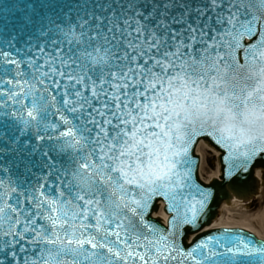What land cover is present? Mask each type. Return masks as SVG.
Here are the masks:
<instances>
[{
  "label": "snow or ice",
  "instance_id": "snow-or-ice-1",
  "mask_svg": "<svg viewBox=\"0 0 264 264\" xmlns=\"http://www.w3.org/2000/svg\"><path fill=\"white\" fill-rule=\"evenodd\" d=\"M173 6L172 0L162 5ZM160 7L153 4L147 15L136 11L135 27L132 17L123 30L117 24L119 39L97 31L85 40L81 33L64 55L58 48L44 65L29 59L27 72L20 70L24 61L0 51V73H15L0 78L6 97L0 108H9V100L16 105L0 116L14 119L27 137L21 150L46 146L42 154L50 161L54 151H71L70 163L86 161L63 170L71 179L47 193L44 185L12 188L11 203V193H0V227L8 226L0 234L14 238L0 245V264H18L14 246L21 240L37 247L39 264H264V241L224 230L181 251L142 212L146 197L162 192L170 210L180 215L183 207L185 222L196 219L204 202L192 192L188 145L197 128H210L238 157L264 151V0H209L196 11L216 12L219 30L208 36L200 29L199 40L191 25L187 37L171 29L167 11L156 19ZM150 20L155 24L145 23ZM244 35L259 36L249 46L251 58L229 63Z\"/></svg>",
  "mask_w": 264,
  "mask_h": 264
},
{
  "label": "water",
  "instance_id": "water-1",
  "mask_svg": "<svg viewBox=\"0 0 264 264\" xmlns=\"http://www.w3.org/2000/svg\"><path fill=\"white\" fill-rule=\"evenodd\" d=\"M165 2L166 0H0V51L12 52L14 58L24 61L20 65V70L27 72L29 71L27 64L29 59L35 60L39 65H44L45 60L51 61L52 57L58 55V48L62 49L59 54L64 55L69 47L68 41L81 39V33H85L82 38L85 40L87 37L94 36L97 31L101 35H107L109 39L113 35L119 39L121 31L117 30L116 25L119 24L120 29L123 30L125 27L123 21L132 17V26L135 27L136 11H143L147 15L152 11L153 4L161 5L157 9L156 19L160 18L159 12L167 11V15L164 17L166 22L176 32H183L185 37L193 35L188 31L189 25L197 29L195 35L198 40L200 39V29H204L208 36L213 35L212 29L219 30L215 21L216 12L208 10L201 15L196 11L197 8H205L209 0H172L175 6L167 10L162 7ZM233 2L248 3L249 0H233ZM252 2L255 3V0ZM130 5L133 6L130 7ZM210 17L212 19H209ZM139 19L143 20V17H139ZM155 22L156 20H150L145 23L155 24ZM56 25H60L63 31L57 29ZM205 25L208 27L205 28ZM109 28H112L111 33L108 32ZM164 31V29L159 30L161 35ZM64 33H68V35ZM54 40L58 42L55 45L52 43ZM258 40L259 36L244 35L240 39L239 46L235 47L232 52L234 60H229V63L245 64L246 57L251 58L249 46L256 44ZM9 42L12 47L8 46ZM208 42L211 43V40ZM98 43H102V41ZM200 47L202 46L197 44V48ZM16 49L20 51L17 53ZM227 51L223 47L220 48L221 55ZM8 67L15 69L14 65ZM14 75V71H10L7 75L0 73V78L9 79ZM5 98L0 97V99ZM8 104L10 107L0 108V112L11 111L13 107H16L11 100L8 101ZM19 127L14 119L0 116V180L3 181V185H0V193H11L12 188H17L19 191H32L40 189V185L45 186L42 190L47 193L53 186L60 188V181L71 179L70 176L67 178L63 176V170L71 172L79 163L86 162L75 157L74 162L70 163L71 151L68 153L49 152V156L52 157L50 161L42 154L47 150L46 146L37 148L35 151L30 146L27 150L22 151L23 141L27 137L20 136ZM200 140L205 141L219 152L220 175L218 178L212 179L210 183L203 182L198 175L199 157L196 153ZM217 140L218 137L211 133L210 128H197L188 145V159L191 168L190 183L194 186L192 192L196 199H203L204 202L202 208L198 206L199 210L194 221L185 222L183 207L180 209V215L170 210V200L162 192L151 194L150 198L146 197V207L142 209L144 222L169 236L181 251H189L208 236L220 235L224 230H230L245 238H253L257 242L264 241L248 230L238 227L205 230V227H208L212 220L218 217L222 202L229 205V200L232 197H236V200L239 201H248L256 193L257 181L254 172L255 169H264V151H261L259 147L254 154L248 157H238L236 154L230 153L229 149L222 143H218ZM35 143L36 141L33 139L32 144ZM53 163L55 164L54 168L51 167ZM133 191L139 199L140 191L135 188ZM199 192L204 194L203 197L198 194ZM11 196L12 199L8 201L9 203L16 198V193H11ZM160 202L163 203L162 211L167 215L165 223L160 218L153 216V213L158 210ZM174 216L176 217L175 224H173ZM188 219L191 220V213L188 214ZM7 228L6 224L0 227V233ZM17 230L22 229L17 226ZM13 239L12 236L0 234V245ZM15 239H19V237ZM21 246L25 251H20ZM14 250L17 253L18 264H25V261L32 264L34 260L39 264V251L27 240H21L19 244H15Z\"/></svg>",
  "mask_w": 264,
  "mask_h": 264
},
{
  "label": "rangeland",
  "instance_id": "rangeland-1",
  "mask_svg": "<svg viewBox=\"0 0 264 264\" xmlns=\"http://www.w3.org/2000/svg\"><path fill=\"white\" fill-rule=\"evenodd\" d=\"M199 152L201 159V177L210 180L217 173V153L214 149H209L204 144L201 145ZM262 172V180L260 183L261 193L259 198H253L248 207L244 210H232L227 215L230 223L241 221L247 218L249 224L258 230V235L264 238V173ZM225 212L222 213L224 215ZM225 216V215H224ZM252 218H256L252 220Z\"/></svg>",
  "mask_w": 264,
  "mask_h": 264
},
{
  "label": "bare ground",
  "instance_id": "bare-ground-1",
  "mask_svg": "<svg viewBox=\"0 0 264 264\" xmlns=\"http://www.w3.org/2000/svg\"><path fill=\"white\" fill-rule=\"evenodd\" d=\"M204 144L205 146L209 147L208 143H205V141L200 140L197 144V153L200 156V159H202V156L199 152V149L201 147V145ZM199 174L201 176V165H199ZM219 166H217V173L213 176L214 178H218L219 177ZM261 171H263V169H255L254 175L256 178V181L259 180L261 183L262 180V173ZM202 178V177H201ZM203 179V178H202ZM204 181L206 183L209 182V180L204 179ZM260 193H261V189L259 191L256 192V196L254 198H259L260 197ZM247 202H243V201H239L236 200V197H232L231 200L229 201V205L223 204L221 203L220 208H219V214L218 217H215L211 224L208 227H205V230L208 229H213V228H218V227H239V228H243L245 230H248L249 232L253 233L255 236H257L258 238H262L258 235V230L256 228H254L252 225L249 224V220L247 218L241 220V221H237L234 223H230L229 218H227V215L231 214L232 210H244L245 208L248 207ZM225 212V216L222 215V213ZM157 215L162 216L163 218H165V214H163L161 212V209L157 212ZM256 218H252V220H254ZM264 239V238H262Z\"/></svg>",
  "mask_w": 264,
  "mask_h": 264
}]
</instances>
